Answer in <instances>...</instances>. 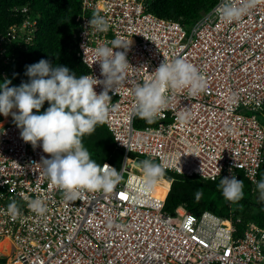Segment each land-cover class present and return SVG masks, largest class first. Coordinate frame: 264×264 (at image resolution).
Instances as JSON below:
<instances>
[{"label": "built area", "instance_id": "2783aa9c", "mask_svg": "<svg viewBox=\"0 0 264 264\" xmlns=\"http://www.w3.org/2000/svg\"><path fill=\"white\" fill-rule=\"evenodd\" d=\"M221 2L187 29L180 21L154 15L150 0H82L76 43L89 69L86 75L104 79L96 47H111L108 42L115 38L129 46L125 81L116 94L109 93L119 108L104 123L124 153L122 165L128 160L126 170L113 192L66 200L41 165L42 157L51 158L42 142L33 148L13 120L1 122L0 243L8 240L9 248L8 253L0 249V264H264V228L251 223L240 234L233 215L222 218L208 210L197 215L180 207L168 214L165 201L173 182L168 181V194L160 199L156 186L143 190V172L136 165L151 159L162 164L164 173L202 182L241 172L257 184L264 165L259 119L264 109V0L232 23L219 18ZM13 12L24 18L0 35V68L20 58L11 53L15 45L26 48L24 42L34 41L38 30L32 8ZM94 14L107 20L108 31L91 28ZM177 58L205 76V91L175 94L154 124L137 128L135 86L149 81L165 59ZM0 78L10 80L6 70ZM94 90L100 94L103 85ZM189 109L191 119L181 124L180 115ZM104 163L117 171L122 167ZM38 197L48 209L43 215L27 206ZM13 200L22 213L16 219L7 212Z\"/></svg>", "mask_w": 264, "mask_h": 264}, {"label": "clouds", "instance_id": "9594fccd", "mask_svg": "<svg viewBox=\"0 0 264 264\" xmlns=\"http://www.w3.org/2000/svg\"><path fill=\"white\" fill-rule=\"evenodd\" d=\"M260 2L241 0L240 4H235L233 0H222L218 8L219 18L227 23L239 21ZM89 23L97 31H108L107 20L99 14H94ZM108 43L111 47L99 46L94 49L103 80L93 75L77 76L66 66H53L51 61L41 59L26 66L27 82L19 86H10L11 80L7 79L0 82V114L12 116L16 126L21 129V138L25 143L36 148L42 142L43 152L51 158L42 157L41 165L51 183L62 191L66 200L83 198L87 193H111L123 179L126 170L128 160L120 171L107 163L98 164L82 143L85 135H91L97 125L104 124L110 114L118 110L119 105L112 104L109 93L116 94L119 91L130 67L126 57L129 46L120 38ZM97 85H103L100 94L94 90ZM206 87L205 76L194 64L183 58L172 62L165 59L151 74L149 81L135 86V114L152 124L170 106L175 94L187 90L189 95H197L205 91ZM45 102L50 107L40 113ZM13 109L18 111L14 112ZM191 117L189 109L180 115V123H187ZM138 167L143 172L142 188L145 191L154 188L164 173L162 164L151 159L140 161ZM256 187L260 199L264 201V179L257 182ZM218 189L229 202L235 203L244 197L243 181L235 175L221 179ZM203 194L202 188L196 191L197 202ZM27 206L38 215L48 210L39 197L28 201ZM7 212L13 219L22 216L15 200L8 204Z\"/></svg>", "mask_w": 264, "mask_h": 264}, {"label": "trees", "instance_id": "16d2710c", "mask_svg": "<svg viewBox=\"0 0 264 264\" xmlns=\"http://www.w3.org/2000/svg\"><path fill=\"white\" fill-rule=\"evenodd\" d=\"M217 1L150 0L149 8L157 17L180 21L185 28L189 29L203 14L209 12ZM23 7L32 8L31 16L37 19L38 30L34 41L29 44L24 42L23 45L26 48L18 49L15 45L16 49L11 53H19L20 58L0 68V73L2 70L7 71L11 80L10 86H19L22 82H27L29 77L25 75L26 66L35 64L41 59L51 61L53 66L58 64L66 66L77 76L86 75L89 69L77 55L76 43L77 17L81 14L82 0H0V35L5 34L12 25L23 20L24 15H16L13 12L15 8ZM48 107H50L49 103L45 102L41 111H46ZM10 118L11 115L4 116L5 120ZM146 125L148 123L138 117L136 127L143 128ZM82 143L89 151L91 158L98 164L102 165L103 162L109 161L118 168L122 166L124 153L115 146L113 136L106 125H97L91 135L83 137ZM165 175L164 178L167 181L159 180L155 195L164 199L170 188L168 181L173 182L165 201V212L168 214L175 215L180 207L197 215L208 210L222 218L233 215L240 234L251 223L264 228V201L260 199L256 184L253 185L243 173L238 172L237 179L243 181L244 197L235 203L227 201L222 191L218 189L221 179L216 182H202L169 172ZM261 179H264V165L259 173L258 182ZM201 188L204 194L197 202L195 193ZM239 219L240 222H237Z\"/></svg>", "mask_w": 264, "mask_h": 264}, {"label": "rangeland", "instance_id": "374dc122", "mask_svg": "<svg viewBox=\"0 0 264 264\" xmlns=\"http://www.w3.org/2000/svg\"><path fill=\"white\" fill-rule=\"evenodd\" d=\"M4 81V79H2V78H0V82H3ZM42 109V108H41ZM44 112V111H43ZM41 110H40V113H43ZM39 113V114H40ZM36 114H38V113H36ZM259 119L260 120H262V122H263V124H264V109L261 111V113L259 114ZM10 120H13L12 118L10 119ZM4 121V118L1 116V114H0V123L1 122H3ZM143 160H145L144 158L143 159H141L140 161H143ZM140 161H137L136 162V165L138 166V164H139V162ZM136 172H137V170H135ZM166 173H163V176H162V178H164V176H166L165 175Z\"/></svg>", "mask_w": 264, "mask_h": 264}, {"label": "bare ground", "instance_id": "6f19581e", "mask_svg": "<svg viewBox=\"0 0 264 264\" xmlns=\"http://www.w3.org/2000/svg\"><path fill=\"white\" fill-rule=\"evenodd\" d=\"M5 120V119H4ZM5 121H8V120H5ZM158 185V184H157ZM167 194V193H166ZM159 198V197H158ZM165 198H166V195H165ZM164 198V199H165ZM161 199V198H160ZM6 246V247H5ZM2 247H4L3 249H1ZM6 248H9V243H8V240H5L4 242L0 243V249L3 250L4 252H7L8 253V250Z\"/></svg>", "mask_w": 264, "mask_h": 264}, {"label": "crops", "instance_id": "0c3cea01", "mask_svg": "<svg viewBox=\"0 0 264 264\" xmlns=\"http://www.w3.org/2000/svg\"><path fill=\"white\" fill-rule=\"evenodd\" d=\"M13 110H14L15 112L18 111V109H13ZM1 116L4 118L3 114H1ZM11 118H12V116H11ZM11 118H10V119H11ZM10 119H9V120H10ZM12 119H13V118H12ZM4 121H5V120H4ZM261 122H262V121H261ZM262 123H263V122H262Z\"/></svg>", "mask_w": 264, "mask_h": 264}]
</instances>
